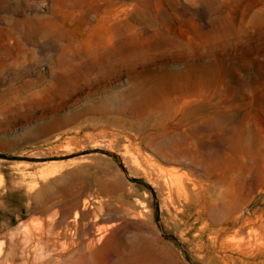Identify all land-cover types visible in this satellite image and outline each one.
<instances>
[{
  "label": "rangeland",
  "instance_id": "374dc122",
  "mask_svg": "<svg viewBox=\"0 0 264 264\" xmlns=\"http://www.w3.org/2000/svg\"><path fill=\"white\" fill-rule=\"evenodd\" d=\"M0 264H264V0H0Z\"/></svg>",
  "mask_w": 264,
  "mask_h": 264
},
{
  "label": "bare ground",
  "instance_id": "6f19581e",
  "mask_svg": "<svg viewBox=\"0 0 264 264\" xmlns=\"http://www.w3.org/2000/svg\"><path fill=\"white\" fill-rule=\"evenodd\" d=\"M136 160V159H135ZM137 161V160H136ZM139 164V163H138ZM141 165H139V167H140ZM136 172V171H135ZM146 174V173H145ZM149 178H150V176H149ZM171 186V185H170ZM168 192V191H167ZM183 193V192H182ZM186 195V194H185ZM178 196V195H177ZM187 196V195H186ZM182 197V196H181ZM169 198V197H168ZM172 198V197H171ZM118 224V223H117Z\"/></svg>",
  "mask_w": 264,
  "mask_h": 264
}]
</instances>
